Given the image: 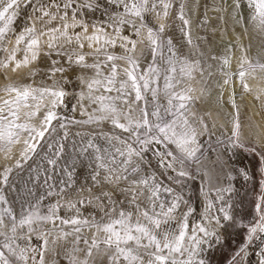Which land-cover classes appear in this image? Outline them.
<instances>
[{
  "label": "snow or ice",
  "instance_id": "obj_1",
  "mask_svg": "<svg viewBox=\"0 0 264 264\" xmlns=\"http://www.w3.org/2000/svg\"><path fill=\"white\" fill-rule=\"evenodd\" d=\"M21 3L22 0H0V42H3L11 31L16 18V9ZM28 3H32V0H28ZM158 3L164 9L171 6L165 3V0H49L47 6L41 4L36 9L39 12L37 19L43 20L47 17L48 24L57 20L59 23L40 32L37 31L35 24L25 27L24 31L16 36L13 51L5 60H0V67L7 68L14 62L13 70H16L37 60L41 55V48L46 47L45 55L60 57L67 64L65 67L59 60L50 61L52 73L61 74L57 82L60 86L55 89H35L28 85L22 88L9 86L5 89L9 94L15 93V98L11 102L4 101L5 105L11 104L7 113L3 107H0V144L7 151L10 152V146L19 143L21 136L27 133L23 158L30 159L29 153H35L45 134L55 130L53 121H58L59 127L65 129L68 123L99 124L108 121L115 129L125 134L123 137L102 134L108 147L101 149L90 139L87 146L81 150V154L84 155L92 149V154L85 156L88 161L85 167L91 168L89 176L92 184L94 187H100L101 192L91 199L67 201L66 206L75 209L76 216L59 217L58 211L62 206L59 202L49 208L47 214H41L39 199L36 204L29 205L27 210L22 211L19 219L10 207L0 213V264H17V262L45 264L44 253L48 250V237L52 234L51 229L45 231L49 224L59 229V234L52 241L53 244L56 240H66L69 235L74 236L71 253H65L70 264H88V258L92 256L93 250L99 249L101 244L104 245L109 264H207L202 256L205 248L214 243L223 245L224 231L233 226H239L247 232V243L242 245L236 256L240 253L247 256L248 249L256 240L264 245V196H261L260 202L255 205L257 217L251 224H243L222 206L217 210L222 215L213 212V205L209 201L202 214L207 224L197 223L190 227L188 217L195 211L191 207L182 214L178 222L172 223L175 219L174 213L182 202L181 195L173 196V189L162 187L153 174L129 179L142 171L141 165L146 163V155L149 153L156 157L158 166L171 170L180 177H186L189 173L184 166L187 161L196 159L199 150L197 141L199 133L185 114L188 110V102L193 99L192 89L179 87L184 76H191V69L181 67L179 70L181 76L177 78L171 40L163 41L145 22L146 14L154 11ZM234 4L236 9H239L241 0H234ZM247 6L253 10L251 19L258 21L264 28V0H247ZM52 8H55V11H51ZM109 8L113 11L109 12ZM88 10L92 13L101 12L102 17L107 16V21L93 24L80 16L81 12L87 13ZM165 15H167L166 11ZM179 18L185 25L189 23L184 18L182 9ZM125 27L130 29L131 36L122 34ZM145 30L154 59L152 64L140 71L135 50L137 43L143 41L131 37L139 38ZM163 31V25L159 26V32ZM45 36L48 39L42 44V38ZM21 44L24 45L23 58L17 60L16 53L20 50ZM86 44L93 51L85 52ZM117 44L124 50L119 56L108 51ZM73 45L75 47H71ZM165 45L167 51L171 53L168 57L164 56ZM0 51L7 49L0 48ZM156 55L165 61V66H155ZM116 61H125L127 66L118 68ZM224 63L228 64V60L225 59ZM246 63L251 64L246 59L242 60L241 69ZM73 67L81 72L79 80L82 88L78 94V104L81 114L87 117L81 121L74 118L68 120L57 112V108L63 105L65 97L69 94L63 85L69 82L65 74ZM259 67L264 69V64H259ZM87 71L91 72V76L86 77L83 74ZM161 73H163V85L160 84ZM245 75L243 70L238 73L244 88L248 90V85L244 83ZM224 83L228 81L225 80ZM149 95L151 111H149ZM161 95L164 96L166 104L160 102ZM47 97H51L50 102L42 105V101ZM30 99L36 103L30 104ZM84 100L90 105H95L92 112H88L83 104ZM42 106L44 115L39 129L29 122L22 121L21 107L29 109L24 116L31 120L40 112ZM233 106H235L234 101ZM203 127L206 128L207 125ZM233 135L235 140L232 146L244 147L238 143V121ZM63 138H67V131ZM48 147L51 149L52 145L49 144ZM59 147L62 151L63 145ZM48 163L55 165L56 160L50 159ZM16 166H22L19 160ZM11 171V167L5 168L0 174V184L7 185ZM242 174L246 179L248 178L246 172ZM67 175L68 182L60 181L63 185L60 189L61 193L74 183L72 173L69 172ZM49 179L51 177L45 179L44 183L48 184L49 189H54L55 184H49ZM122 181L126 182L125 187H119ZM176 182L180 183L179 180ZM261 183L264 185V181ZM105 186H111V190L104 191ZM78 191L91 192L92 189L81 188ZM113 192L119 193L123 198L117 201ZM162 193L167 194L171 199H166ZM48 194L53 193L50 191ZM141 197L146 201L144 207L138 203ZM94 201L104 211L102 220L97 222L94 218H80L77 204H92ZM125 202L130 207L127 210L125 207H119L118 210L117 205H124ZM6 203L7 200L0 190V204ZM5 216L11 220L10 231L4 230L7 227ZM57 220L59 224L56 223ZM68 225L73 226L71 232L64 231L62 227ZM82 225H88L96 230L91 240L81 237ZM101 233L102 238L98 239L97 235ZM33 236L40 242L39 246L31 245ZM20 241H23V246ZM81 241L85 245L84 248L79 246ZM80 252L84 253L83 259L77 255ZM256 255L257 264H264V247H260Z\"/></svg>",
  "mask_w": 264,
  "mask_h": 264
},
{
  "label": "rangeland",
  "instance_id": "obj_2",
  "mask_svg": "<svg viewBox=\"0 0 264 264\" xmlns=\"http://www.w3.org/2000/svg\"><path fill=\"white\" fill-rule=\"evenodd\" d=\"M48 3L49 0H32V3L22 0L21 6L16 9V18L11 31L6 39L0 42V48L7 49V51H0V60H5L13 51L16 36L23 32L25 27L35 24L37 31L40 32L59 23L57 20L48 24L47 17L43 20L37 19L38 6L41 4L47 6ZM165 3L171 6L164 9L158 3L154 11L146 14L145 22L148 27H152L157 32L163 41L171 40L175 53L173 59L177 68V78L181 76L179 71L181 67L191 69V76H184L179 87L192 89L193 99L188 102V110L185 114L199 133L197 136L199 150L196 153V159L187 161L184 166L189 173L186 177H180L171 170L158 166L156 157L149 153L146 155V163L141 165L142 171L129 179L153 174L162 187L173 189V196L177 194L182 196L180 207L174 213L173 224L180 220L189 207L195 210L188 217L190 227L197 223L207 224L202 214L209 201L213 205V212L222 215L217 211L222 206L243 224H251L257 217L255 205L260 202L259 198L264 196V185L261 183L264 181V159H262L264 157V69L259 67V64H264V28L259 25L258 21L251 19L253 10L247 6V0H241L239 9H236L234 0H165ZM181 9L184 18L189 21L187 25L179 18ZM50 10L55 11V8ZM108 11L112 12L113 9L109 8ZM88 13H92L91 10L87 13L81 12L80 16L90 20L93 24L107 21V16L102 17L99 11L94 13L95 18ZM161 25L164 28L163 32H159ZM122 34L131 36L130 29L125 27ZM131 38L140 41L135 36ZM47 39V36L43 37L42 44ZM140 43H137L139 47L136 46L135 56L139 61V70L143 71L153 63L154 57L148 42ZM19 48L16 55L21 60L24 45L21 44ZM84 51L91 52L93 49L85 45ZM108 51L117 56L124 53L119 44L109 48ZM46 52L47 48L42 47L41 55L37 60L32 61L28 66H21L19 71L12 74L7 68L0 67V107L4 108L5 113L8 112L11 104L5 105L4 101L11 102L15 98V93L9 94L5 90L9 86L22 88L28 85L35 89H55L60 86L57 82L61 74L52 73L50 61L59 60L65 67L67 64L55 55L48 57L44 54ZM170 55L165 45L164 56ZM225 59L228 60V64L224 63ZM245 59L251 64L246 63L241 69V62ZM89 62H91V57H89ZM116 64L118 68L127 66L125 61H116ZM155 66H165V61L159 55L155 56ZM241 70L246 73L244 83L248 85V90L244 88L238 76ZM83 74L86 77L91 76L90 71ZM65 75L68 76L69 82L63 87L69 94L65 97L63 105L57 108V112L67 117L68 120L73 118L77 121L85 120L87 117L81 114L78 104V94L82 88L79 80L81 72L73 67ZM225 80L228 83H224ZM160 84L163 85V73H161ZM50 99L51 97L45 98L42 105L48 104ZM148 100L149 111H151L150 95ZM233 101L235 106H233ZM160 102L166 104L163 95L160 96ZM29 103L35 104L36 101L30 99ZM83 104L88 112H92L95 107L87 100H84ZM27 111L29 109L21 107L22 121L29 122L39 129L44 115L43 106L31 120L24 116ZM237 121L239 123L238 143L244 147L232 146ZM203 125L207 127L204 128ZM53 128L55 130H50L39 142L35 153H29L30 159L23 158L24 140L28 138L27 133L21 136L19 143L10 146V152L0 144V174L5 168L11 167L12 169L7 185L0 184V190L7 200L6 204H0V213L10 207L19 219L22 211L27 210L29 205L36 204L39 199L41 214H47L48 209L59 202L62 206L59 208L58 216L70 218L77 214L75 209L66 206L67 201L91 199L101 192L100 187H94L92 184L89 176L91 168L85 167L88 163L85 156H90L92 149L84 155L81 154V150L87 146L90 139L101 149L108 147L102 134L121 137L125 134L115 129L108 121L99 124L68 123L66 129L60 128L58 121H53ZM65 131H67L66 139L63 138ZM49 144L52 145L51 149L48 147ZM60 145H63L62 151ZM57 153L60 154L57 155ZM50 159L56 160V164H49ZM18 160L21 167L16 166ZM69 172L72 173L74 183L61 193L60 189L63 185L60 181L68 182L67 173ZM242 172L248 174L247 179ZM49 177H51L49 184H55L54 189H49L48 184L44 183ZM177 180L180 183H177ZM125 186L126 182H120L119 187ZM81 188H91L92 191H78ZM103 190L110 191L111 186H105ZM50 191L53 194L49 195ZM113 196L117 201L123 198L116 192H113ZM162 196L171 199L167 194L162 193ZM138 203L144 207L146 205L144 197H141ZM119 207H125L127 210L130 206L125 202L124 205H117L118 210ZM77 208L80 210V218H94L95 221L100 222L104 217V211L97 206L95 201L92 204H77ZM56 223L59 224V221L57 220ZM5 225L7 227L4 230L10 231L11 220L8 216H5ZM62 227L64 231L71 232L73 226ZM81 227L83 228L80 233L81 237L91 240L96 230L88 225ZM48 229H51L52 234L48 237V250L44 253L45 264H70L65 253H71L74 236L69 235L66 240H56L53 244L52 241L59 234V229L53 228L51 224L46 226L45 231ZM102 235V233L98 234L97 238L101 239ZM222 239L224 240L223 245L214 243L203 251L202 256L207 264H257L256 253L260 247H264L259 240L253 242L248 249L247 256L244 253L236 256L242 245L247 243V232L243 228L228 227ZM20 243L23 246V241ZM30 243L33 246H39L40 242L33 236ZM79 246L80 248L85 247L82 241ZM77 255L81 259L84 258L83 252ZM88 264H109L103 244L99 249L93 250L92 256L88 258Z\"/></svg>",
  "mask_w": 264,
  "mask_h": 264
},
{
  "label": "bare ground",
  "instance_id": "obj_3",
  "mask_svg": "<svg viewBox=\"0 0 264 264\" xmlns=\"http://www.w3.org/2000/svg\"><path fill=\"white\" fill-rule=\"evenodd\" d=\"M90 14H92V15H90ZM88 15H90V16H93L94 18L96 17V14H94V13H88ZM99 16V15H98ZM105 19V18H104ZM90 31H91V29H90ZM46 39V38H45ZM139 40L140 41H145V42H147V39H146V31H144L143 33H142V35L139 37ZM141 44V43H140ZM87 45V44H86ZM139 46L137 45V48H138ZM147 47V46H146ZM16 58H17V60H19V58L17 57V55H16ZM13 67H14V62H13V65H10L9 67H7V69H8V71L12 74L13 72H17V71H19V69H16V70H13Z\"/></svg>",
  "mask_w": 264,
  "mask_h": 264
}]
</instances>
